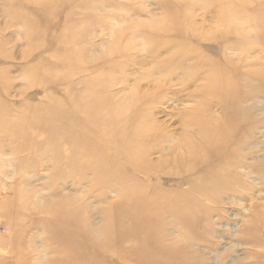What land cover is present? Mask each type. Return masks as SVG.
<instances>
[{"label": "rangeland", "instance_id": "rangeland-1", "mask_svg": "<svg viewBox=\"0 0 264 264\" xmlns=\"http://www.w3.org/2000/svg\"><path fill=\"white\" fill-rule=\"evenodd\" d=\"M263 7L0 0V264H264Z\"/></svg>", "mask_w": 264, "mask_h": 264}, {"label": "bare ground", "instance_id": "bare-ground-1", "mask_svg": "<svg viewBox=\"0 0 264 264\" xmlns=\"http://www.w3.org/2000/svg\"><path fill=\"white\" fill-rule=\"evenodd\" d=\"M259 11L264 12V7L261 8V10H259ZM261 25H262V29L264 31V21L262 22V20H261ZM228 88L231 89V91H234L233 89H237V100L242 99V98H248L247 97L248 95H254V92H251V94L246 93V92H241L239 87L236 85L234 86V85L229 84ZM235 94H236V92H235ZM255 95H256V92H255ZM87 120H88V118H87ZM199 126L201 127V131L199 133L200 142L193 146V149L191 151V156L189 159V161L192 162V165L185 172H188V171L191 172L193 169L199 168L204 163H212L213 159H215V162H218V160L221 158L225 159L226 161L227 160L230 161V158L232 157L233 152L231 150H229L227 144H229L230 142L233 143L235 141V138L233 137L235 135V134H233V132L235 130V122L233 124H231V127H232V128L230 127L231 129L227 125L220 126V127L214 129V128H211L207 122H204L201 120L199 121ZM209 147H211V148H209ZM115 156H116V158L121 159L120 164H122V165H123L122 159L124 161H126L127 163L129 161L132 162V160H131L132 155L122 153L121 155L115 154ZM245 165L247 166V164H245ZM210 169H211L210 173H208V174H213L217 168L214 167L212 164V165H210ZM106 211H110V210L109 209L105 210V214H107V219H109L110 215ZM74 215L76 216V218L74 217ZM82 218H84V217L82 216ZM76 219L78 222L81 221L75 212V214H72L71 218L66 220L67 221L66 225L67 226L72 225V226H70L72 228V230L75 229V225H79V223L76 222ZM81 225H83V222H81ZM82 230H84V229H82ZM75 231H76V229H75ZM72 232H73V234L70 235L69 237H67L72 242L71 244H67V245L72 246V247H66V248L69 250L70 249H73V250L83 249L84 244L77 241L78 237L75 235L74 231H72ZM84 236H85V238H87L89 244H92L89 235L87 234ZM96 241H98V240H96ZM93 245L100 247V246H103V243L96 242L95 244H92V246ZM98 256H101V255L98 254Z\"/></svg>", "mask_w": 264, "mask_h": 264}]
</instances>
